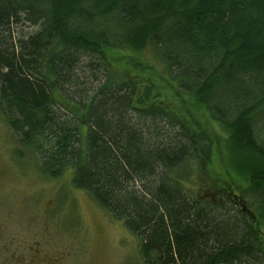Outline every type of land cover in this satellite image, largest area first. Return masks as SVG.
<instances>
[{"label": "trees", "instance_id": "trees-1", "mask_svg": "<svg viewBox=\"0 0 264 264\" xmlns=\"http://www.w3.org/2000/svg\"><path fill=\"white\" fill-rule=\"evenodd\" d=\"M165 82L226 128L252 210L215 182L190 191L212 141ZM0 117L136 237V264H264V0H0Z\"/></svg>", "mask_w": 264, "mask_h": 264}, {"label": "rangeland", "instance_id": "rangeland-1", "mask_svg": "<svg viewBox=\"0 0 264 264\" xmlns=\"http://www.w3.org/2000/svg\"><path fill=\"white\" fill-rule=\"evenodd\" d=\"M120 52L131 56L138 69L145 63L161 71L160 62L148 48H127ZM114 60L120 64L121 59ZM165 85L172 89L180 116L191 130L207 134L212 141L206 176H202V182L193 179L190 191L199 196L205 186L215 182L231 189L252 210L248 181L235 169L226 128L210 117L202 103L177 93L167 82ZM16 147L14 135L0 117V264H136L139 261L136 237L85 191L72 186L71 169L57 178H49L38 170L30 151L20 153ZM218 190L221 192L222 188ZM220 192L214 197L220 199ZM261 221L259 240L264 248V218Z\"/></svg>", "mask_w": 264, "mask_h": 264}]
</instances>
